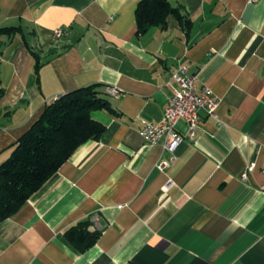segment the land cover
Returning a JSON list of instances; mask_svg holds the SVG:
<instances>
[{"label":"crops","instance_id":"1","mask_svg":"<svg viewBox=\"0 0 264 264\" xmlns=\"http://www.w3.org/2000/svg\"><path fill=\"white\" fill-rule=\"evenodd\" d=\"M139 1L0 0V28L20 25L29 44L0 35V164L68 91L101 83L115 109L0 223V264H264V0H169L188 38L174 16L138 37ZM182 64L219 105L194 136L178 121L171 153L139 130L163 119ZM88 218L102 234L80 252L65 231Z\"/></svg>","mask_w":264,"mask_h":264},{"label":"trees","instance_id":"2","mask_svg":"<svg viewBox=\"0 0 264 264\" xmlns=\"http://www.w3.org/2000/svg\"><path fill=\"white\" fill-rule=\"evenodd\" d=\"M135 15L138 37L145 36L153 27L166 29L169 16L177 18L186 38L190 35V17L181 6H174L169 0H140ZM0 35H20L29 47L20 25L1 27ZM29 49L38 69L39 56ZM97 111L115 114L101 83L68 91L46 104L40 117L12 144L11 156L0 164V223L17 214L80 145L102 136L106 124L94 117ZM92 225L88 218L65 231L67 240L80 252L96 244L102 234Z\"/></svg>","mask_w":264,"mask_h":264},{"label":"built area","instance_id":"3","mask_svg":"<svg viewBox=\"0 0 264 264\" xmlns=\"http://www.w3.org/2000/svg\"><path fill=\"white\" fill-rule=\"evenodd\" d=\"M65 30L56 29V39L62 38ZM196 74L189 73L188 66L180 65L172 75L174 82L173 92L168 100L163 119L159 122H144L139 130L140 136L149 143L164 142V148L173 153L183 140L182 135L177 131L176 124L183 120L188 124L190 135L194 136L195 129L199 124L200 114L205 113L209 117L216 118V110L219 105L218 97L208 87L197 91ZM108 92L118 96L119 91L111 87ZM167 162H163V168ZM252 166L248 170H252Z\"/></svg>","mask_w":264,"mask_h":264}]
</instances>
